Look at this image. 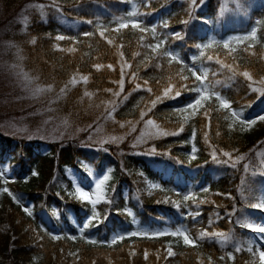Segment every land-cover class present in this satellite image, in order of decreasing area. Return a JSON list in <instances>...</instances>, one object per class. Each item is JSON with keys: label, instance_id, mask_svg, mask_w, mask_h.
Masks as SVG:
<instances>
[{"label": "trees", "instance_id": "trees-1", "mask_svg": "<svg viewBox=\"0 0 264 264\" xmlns=\"http://www.w3.org/2000/svg\"><path fill=\"white\" fill-rule=\"evenodd\" d=\"M0 1L5 10L18 2ZM55 2L46 7L44 17L33 14L30 18L19 43L25 67L41 81L57 85L87 76L86 83H75L70 95L87 91L99 100H108L117 92L123 71V91L114 99L115 123L138 120L141 111H147L144 119H152L168 132L178 131L183 124V131L154 140L150 156L127 154L122 158L108 147L110 155L90 154L72 142L53 143L50 153L44 154L31 143L0 137V164L7 162L14 174L11 181L0 174V264H209V258L212 264H259L254 233L240 224L250 222L254 212L264 214L252 207L264 202V190L255 176L264 173L255 158L263 134L254 137L249 128L233 122L228 110L218 111L215 98L204 102L194 116L192 109L180 110L198 98L197 92L189 90L199 85L189 71L195 68L201 76L207 72L203 86L227 99L244 119L260 107L264 95L259 99L253 91L256 84L250 86L239 73L248 71L255 81L264 78V1L246 3L245 19L239 26L220 23L222 0H196L195 5L190 0ZM131 12L137 15L131 17ZM61 15L76 23L65 25ZM121 18L142 20L141 27L149 31L133 29L131 24L114 31ZM253 30L256 41H237ZM58 35L65 39L56 40ZM161 40L164 43L157 53L146 47ZM225 43L229 48L223 47ZM209 44L211 48L206 47ZM163 52L181 62L170 61ZM217 60L231 65L237 74ZM181 75L188 79L182 80ZM185 84L189 89L181 87ZM170 85L173 93L180 89V96L164 98L152 107L151 102ZM74 119H81L80 114ZM223 152L244 159L232 166ZM7 153L14 155L9 158ZM83 155L98 171L109 166L105 182L109 201L95 205L96 219H92V205L75 198L64 173L65 167H71L85 177ZM185 196L194 199L185 201ZM23 203H29L30 209ZM141 230L143 235H131ZM174 231H186L196 246L168 234ZM202 232L226 233L229 239H199ZM121 235L123 240L112 243Z\"/></svg>", "mask_w": 264, "mask_h": 264}, {"label": "rangeland", "instance_id": "rangeland-1", "mask_svg": "<svg viewBox=\"0 0 264 264\" xmlns=\"http://www.w3.org/2000/svg\"><path fill=\"white\" fill-rule=\"evenodd\" d=\"M49 1L18 0L8 10H5L0 1V137L17 141L23 140L27 144L31 143L44 154L50 153V145L53 143L62 145L64 142H72L76 147L90 154L102 151L110 155V150H112L116 152L118 158L127 154L152 155L151 144L163 136L148 138L138 143L137 140L140 133L145 130V122L148 119L141 120L139 118L135 121L115 123L113 111L116 96H112L108 100H99L92 95L86 97L84 92L73 93L74 95L71 96L70 93L75 84L73 85L69 81L73 78L76 82L83 81V76L72 77L68 83L57 85L54 82L41 81L36 73L25 67L19 43L26 33L31 16L38 14L40 17H44L43 14L47 11L46 7L56 4L55 0L51 3ZM242 1L249 2L222 0L220 23L221 20L226 26L232 23H241L246 12L243 9L244 5L246 3L258 5L264 0ZM40 6H43L42 10ZM60 19L68 26L76 23L66 21L63 15L60 16ZM141 21L139 20V22ZM196 72L199 74L198 69ZM25 74L30 78L31 83L26 84ZM49 86L51 91L34 94V89H47ZM255 88H264V85L256 83ZM61 89L64 91L62 92ZM117 92H121L120 87ZM258 96L259 99L263 97L261 94ZM109 101H114V108L108 103ZM77 114H80L81 119H74ZM259 114H264V103L252 113L249 120ZM122 124L124 127H121ZM133 125L135 131H131ZM249 131L254 137L263 134L256 146L255 158L264 168V122L256 123L249 128ZM112 137L119 139L116 142H103ZM13 155L7 153L6 157L12 158ZM81 162L87 169L85 177H82L80 172L74 168H65V175L72 182L76 199H79L75 194L76 187H81L83 190L89 191L90 194L94 193L97 180L102 179L105 175L108 176L109 169V166L106 165L102 171H98L85 155L81 157ZM0 174L9 181L14 178L11 165L7 162L0 164ZM255 176L259 177V187L264 190V175L256 172ZM102 192L103 195L96 205L109 201L105 183L102 185ZM81 201L88 203L87 200ZM23 207L28 210L30 204L23 203ZM253 216L255 218L250 222H264L263 214L253 213ZM72 221L76 224L74 218ZM139 233L144 234V231L141 230ZM262 237L264 234L254 233L253 235L259 251H264V238Z\"/></svg>", "mask_w": 264, "mask_h": 264}, {"label": "snow or ice", "instance_id": "snow-or-ice-1", "mask_svg": "<svg viewBox=\"0 0 264 264\" xmlns=\"http://www.w3.org/2000/svg\"><path fill=\"white\" fill-rule=\"evenodd\" d=\"M192 3L195 5L196 0H192ZM40 8L42 10L43 6H40ZM136 15H137L136 12L129 13V16H131V17H135ZM129 24H131V27L133 29H137L138 28V29H140L141 32L149 31V29H147V28H142L139 21H137L135 19L126 20L125 18H121L119 20V22H118V28L113 29V30L114 31H119V29L127 28L129 26ZM151 32L153 34V38L155 39L156 38V36H155V33H156L155 28L151 29ZM100 35H101V37H103L104 36V32L101 31ZM174 35L177 36V37L179 36L178 33L174 34ZM55 39L56 40H64L65 37L62 36V35H58V36L55 37ZM236 39H237V41H247V40L256 41L257 40V33H256L255 30H253L249 35H246L244 37H238ZM141 40H143V36L141 37ZM32 43H35V40H33ZM108 43L112 44L113 41L112 40H108ZM163 43H164V41L161 40V41H159L157 43H154V44H148V45H146V47L150 48L153 53H157L159 51V49H161ZM206 47L211 48L212 45L209 44V45H206ZM223 47L229 48V43H225L223 45ZM248 47L251 48V47H253V45L249 44ZM245 50H247V49H245ZM230 51L234 52L235 49L232 48V49H230ZM160 54L164 55V56H168L170 58V61L175 60L177 63L181 62L178 57L173 56L171 53L163 52V53H160ZM135 55H139V53H136ZM201 55H203V53H201ZM207 59L208 60H212L213 57L212 56H208ZM216 62L220 63L223 67L228 68L230 71H232L234 76L237 74L235 72V70L232 69L231 65L223 64L220 60H217ZM94 67L99 69V68L103 67V65H95ZM107 67L111 69L113 66L112 65H108ZM189 71L191 72V75L193 77H195V80L199 82V85L194 87V88H191V89H189V86L187 84L182 85L181 87L184 88V89H189L191 91L197 92L199 95H198V98H196L194 101L189 102L183 109L180 110L182 113H187L189 109H192L193 111H192L191 114L194 116L199 111L200 108L204 107V102L210 101L213 98H215V100L218 102L217 110L218 111L221 110V109L222 110H228L230 112L231 117L233 118V122L238 121L239 124L244 126L245 128H251L252 126H254L258 122H264V114H259L257 117H254V118H252L250 120L249 119H244L242 117L241 113L236 112L235 110L231 109V103L227 99L223 98L218 92L209 91L208 87H204L203 85L205 83V78L207 77V72L206 71L203 73V76L197 75L196 71H192L191 69ZM239 75H242L244 78H246L250 82V86L254 85L256 83L264 85V78H261L259 81H255L253 79L252 75L248 71H243V72L239 73ZM123 76H124V73H123V71H121V79H120V81L117 82L119 84L121 92L123 91V84H124ZM180 78L182 80H187L188 79L187 76H183V75H181ZM82 80L86 83L87 80H88V77L87 76H83ZM25 82H26V84L31 83L30 78L26 74H25ZM69 83L74 85L76 83V81L73 78L72 80L69 81ZM145 84H147V81H145ZM66 87H67V85H66ZM136 87L139 88L140 85H137ZM41 91H51V87L49 86L47 89H34V94L38 93V92H41ZM61 91L63 92L64 89H61ZM105 91L112 92L111 89H105ZM148 91L151 92V89L149 88ZM253 91L258 92L261 95H264V88H253ZM180 94H181L180 89H177L173 93V86L170 85V86L166 87L163 90L162 95H158L156 97V99L151 102L152 107H154L156 103L162 102L164 98H175V97L180 96ZM91 95H92V93H90V92H87V91L84 92V96H86V97H90ZM119 95H120L119 92H113V96L119 97ZM108 103L110 105H112L113 108H114V101H109ZM150 110L151 109L149 108L148 111H150ZM109 115H111V114H109ZM146 115H147V111H141V117H140L141 120H143ZM204 115L207 116L208 112H205ZM187 118H188L187 116L184 117L185 120H187ZM224 119L227 120V119H229V117L227 115H225ZM65 123H67V122L65 121ZM129 123H131V122H129ZM121 127H124V125L122 124ZM229 127H231V124L229 125ZM135 130H136L135 126L133 125L132 128H131V131H135ZM179 131H183V124L180 125L178 131L168 132V131L162 129L152 119H148L145 122V130L140 133V137L138 138L137 142L139 143V142H142L145 139L153 138V137L167 136V135H177L179 133ZM217 135H219V133H217ZM118 139L119 138L112 137V138H109V140H106V141H103V142H105V143H107V142H116ZM222 154L224 156L228 157L230 161H232V166H235L236 163H238V162H240L241 160L244 159V157H238L235 160H233L231 153L223 152ZM193 158H195V157H193ZM213 158L214 159L216 158L215 152H213ZM244 170H245V172L248 171V165L247 164H245ZM260 174L264 175V173H260ZM108 179H109V177L107 175H105L102 179H98L97 182H96V185H95L96 191L94 193H92V194H90L89 191L83 190L81 187H76L75 188V194L78 196V198L81 199V200H87L88 203L92 205V207H93V217H92V219H96L97 218V214L94 211L95 205L101 199V196L103 195L102 185H104V183ZM4 191H8V190L5 188ZM204 191H208V189H204ZM9 195H11V193H9ZM93 196H95V199H93ZM13 199H15V197H13ZM193 199H194V197H192V196H185L184 197L185 201L193 200ZM252 207L255 208V209L264 211V202L253 204ZM195 215H199V213H195ZM90 223H91V221H89V223H85L83 225V227L84 228H88ZM240 226L245 228V229H248V230L252 231L253 233L264 234V222L254 223V222L245 221V222H242L240 224ZM165 234L166 233H158L157 235H165ZM168 234L172 235L173 237H181L183 239V243L185 245H190V246H193V247L196 246V241L193 240L186 231H174V232H171V233H168ZM131 235H133V236H135V235H143V233L133 232ZM209 236L215 237L218 240H220L221 242L227 241L229 239L228 234L222 233V232H213V233L202 232L200 234L199 239H203V238L209 237ZM262 238H264V237H262ZM54 239H60V237H54ZM117 239L123 240L124 236L121 235V236H118V237H114L113 240H112V243H115ZM91 242L92 243H96V241H91ZM236 251H240V249L237 248ZM248 251L249 252L253 251L251 246L248 247ZM147 255H148V253L145 252V258L146 259H147ZM168 255L169 256L173 255V252H172L171 248L168 249ZM258 259H259V264H264V251H259L258 252ZM209 264H212L211 258H209ZM253 264H255V262H253Z\"/></svg>", "mask_w": 264, "mask_h": 264}]
</instances>
